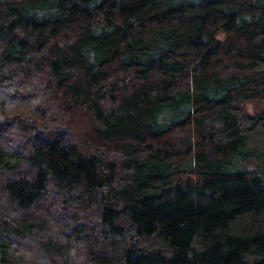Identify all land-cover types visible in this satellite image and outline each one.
<instances>
[{
    "label": "trees",
    "instance_id": "obj_1",
    "mask_svg": "<svg viewBox=\"0 0 264 264\" xmlns=\"http://www.w3.org/2000/svg\"><path fill=\"white\" fill-rule=\"evenodd\" d=\"M0 264H264V0H0Z\"/></svg>",
    "mask_w": 264,
    "mask_h": 264
},
{
    "label": "rangeland",
    "instance_id": "obj_2",
    "mask_svg": "<svg viewBox=\"0 0 264 264\" xmlns=\"http://www.w3.org/2000/svg\"><path fill=\"white\" fill-rule=\"evenodd\" d=\"M251 110H252V105H251V106L248 105V106H247V112L251 113Z\"/></svg>",
    "mask_w": 264,
    "mask_h": 264
}]
</instances>
